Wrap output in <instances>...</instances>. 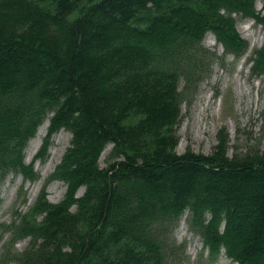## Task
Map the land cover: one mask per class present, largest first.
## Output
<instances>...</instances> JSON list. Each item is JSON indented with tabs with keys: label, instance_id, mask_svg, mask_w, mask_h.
<instances>
[{
	"label": "trees",
	"instance_id": "trees-1",
	"mask_svg": "<svg viewBox=\"0 0 264 264\" xmlns=\"http://www.w3.org/2000/svg\"><path fill=\"white\" fill-rule=\"evenodd\" d=\"M255 5L0 0V184L9 174L38 181L33 163L49 140L71 136L34 203L0 224V264H165L164 238L186 213L211 259L264 264V144L229 157L219 131L210 155L175 151L182 102L217 61L247 50L238 19L264 30V5ZM207 33L221 59L203 47ZM249 63L252 78L264 76V45ZM260 119L264 135V111ZM46 121L44 145L25 164ZM52 182L65 187L55 204Z\"/></svg>",
	"mask_w": 264,
	"mask_h": 264
},
{
	"label": "rangeland",
	"instance_id": "rangeland-1",
	"mask_svg": "<svg viewBox=\"0 0 264 264\" xmlns=\"http://www.w3.org/2000/svg\"><path fill=\"white\" fill-rule=\"evenodd\" d=\"M263 5L264 0H256V11H260ZM243 27H250L244 33H250L251 38H243L244 33L240 32ZM236 31L247 42L245 54L238 60L228 56L217 61L212 67L211 75L200 85L198 94L182 102L181 117L175 129L178 138L175 151L179 155L187 150L194 154L210 155L218 143L219 131H225L228 135L229 157L234 154L242 155L248 148L264 144L260 119L264 111V76L252 78L249 69L253 52L264 45V30L253 20L238 19ZM251 42L254 46L243 61ZM202 44L204 48L222 58L223 48L217 45L212 34L207 33ZM45 137L32 159H29L26 151L33 138L28 142L24 151L25 164L35 160L44 145ZM70 139V134L65 131L52 136L45 152V160L33 163V169L39 176L38 181L31 183L24 181L19 174H9L0 184V224H9L13 212L24 213L34 203L43 189L44 181L60 162ZM108 150L109 147L99 160L101 168L106 166L105 155ZM64 192L65 187L60 182H52L45 188L47 200L54 204L62 199ZM24 197L27 199L26 204L22 203ZM187 220L186 213L164 238L165 264H233L223 255L211 259L203 248L200 237L190 229ZM6 239L8 236L0 239V254ZM27 244L28 240L17 242L15 249L21 251Z\"/></svg>",
	"mask_w": 264,
	"mask_h": 264
},
{
	"label": "bare ground",
	"instance_id": "bare-ground-1",
	"mask_svg": "<svg viewBox=\"0 0 264 264\" xmlns=\"http://www.w3.org/2000/svg\"><path fill=\"white\" fill-rule=\"evenodd\" d=\"M250 27H243L240 32L241 33H244V32H247L249 31ZM251 34L248 33H244L243 34V38L245 39H249L251 38ZM254 44L251 42L250 43V46H249V49H248V52L247 54L244 56L243 58V61L245 60V58L249 55V53L251 52V49L253 48ZM47 127H48V121L44 122L43 125H41L37 132H36V136L29 142V146H28V149H27V155L29 157V159H32L33 156L36 154L37 150L39 149V147L41 146L42 144V139L45 137V134H46V131H47ZM50 158V157H49ZM59 159V158H58ZM57 159V160H58ZM51 161V160H50Z\"/></svg>",
	"mask_w": 264,
	"mask_h": 264
}]
</instances>
